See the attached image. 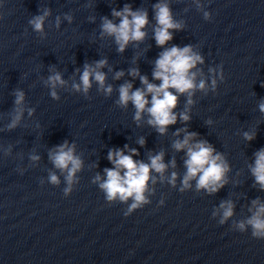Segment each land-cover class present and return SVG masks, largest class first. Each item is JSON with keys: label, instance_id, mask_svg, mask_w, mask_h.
Segmentation results:
<instances>
[{"label": "water", "instance_id": "water-1", "mask_svg": "<svg viewBox=\"0 0 264 264\" xmlns=\"http://www.w3.org/2000/svg\"><path fill=\"white\" fill-rule=\"evenodd\" d=\"M158 2L0 0V264H264V239L253 238L250 229L242 233L231 226L232 220L250 215L253 200L264 202V190L249 169L254 153L264 148V115L258 109L264 101V28L207 5L212 18L206 21L192 0H168L174 18L185 27L174 31L165 47L193 45L204 58L197 65L203 72L197 82L205 79L210 84L208 69L220 64L225 80L218 81L215 93L195 92L187 123L179 119L187 101L181 95L174 110L177 123L160 135L147 123L146 113L137 123L131 103L127 108L116 103L125 82H131L133 90L144 87L128 74L132 68L149 82L160 83L152 76L164 51L154 40L153 5ZM126 4L134 11L147 10L149 23L146 38L121 53L112 37H101V18L118 23L112 10ZM45 8L51 15L44 25L47 35L41 39L28 21ZM65 14L73 17L71 23ZM101 59L107 60L100 71L113 88L111 95L98 91L95 81L87 97L75 92L72 84L80 82L85 63L94 66ZM52 68L67 82L56 89L59 100L51 98L45 85ZM120 71L124 75L115 79ZM16 89L25 93L26 110L20 125L9 131ZM28 108L34 109L31 116ZM209 119L211 125L206 123ZM185 128L223 153L230 165L228 183L215 194L197 192L195 180L190 189L179 191L187 156L172 145L183 139V132L174 135L176 130ZM251 131L256 132L255 139L245 140L243 133ZM65 140L75 143V153L83 161L79 183L67 197L64 174L49 160V152ZM125 145L137 149L139 155L133 158L144 163H149V155L163 151L169 165L163 182L158 173H151L157 181L149 184L155 189L151 203L128 216L127 204H109L92 182L113 167L107 159L109 150L131 154ZM9 147L10 154L5 155ZM31 155H38L39 161H31ZM49 172L59 176V186L49 183ZM172 172L177 173L175 188L168 183ZM225 200L234 202L235 215L220 225L212 211Z\"/></svg>", "mask_w": 264, "mask_h": 264}, {"label": "clouds", "instance_id": "clouds-1", "mask_svg": "<svg viewBox=\"0 0 264 264\" xmlns=\"http://www.w3.org/2000/svg\"><path fill=\"white\" fill-rule=\"evenodd\" d=\"M198 11L202 12L203 18L211 20V13L205 10V5L201 0H192ZM154 18L156 26L154 27V40L158 47L164 48L155 61V67L152 73L153 79L160 81L154 84L149 82L147 76L141 75L138 68L129 70V75L133 78H139L143 88L133 90L131 82H125L118 89L119 97L116 101L117 105L127 108L131 103L135 108L134 120L139 123L142 115H148L147 123L154 127L160 135H165L169 126L177 123V113L174 111L178 105L181 95L187 96L185 110L179 113V119L187 123L191 117L189 115L190 107L194 104L192 97L196 91H202L207 94L209 90L213 93L217 91L218 81L225 80L223 64L216 67H210L208 72L211 74L210 84L205 79L197 82V75H203L202 70L197 68L198 64L204 63L203 56L194 51L193 45L179 47L173 45L170 48L165 45L173 40L174 31H182L185 27L183 21L174 18L172 9L168 0H159L153 5ZM51 15L50 9H42V14L34 15L28 21L32 30L38 33L41 39L45 38V21ZM111 15L118 18L116 23L108 17H102L101 37L107 35L114 39L117 45V51L123 53L126 47L133 42L139 43L146 38L144 30L149 23L148 12L144 9L133 10L126 4L122 9H113ZM3 17L0 16V19ZM64 18L71 23L73 17L65 14ZM94 19V18H90ZM60 17L55 21V26L59 28ZM107 65L106 59L95 62V65L85 63L82 73H80L79 83L73 82L72 89L75 92L88 96L89 90L92 88L93 81L98 85V91H102L105 96H110L113 92L112 86L106 85V73L100 71ZM196 69V71H193ZM51 74L47 77L45 85L49 88V95L53 100H59L56 89L65 87L67 82L62 75L50 69ZM124 75L123 71L115 74V79H119ZM14 109L10 122L7 124V130L11 131L20 125L25 112V93L21 89L14 91ZM150 96V99H149ZM258 109L264 115V101L258 104ZM28 115L31 116L34 109H27ZM211 125V119L206 121ZM184 133L183 139H177L173 142L172 147L176 151H185L187 159L184 161L186 173L181 180V193L192 187L191 181L195 180L196 191H205L208 195L217 193L227 183V174L231 170L228 161L223 153L217 152L216 149L206 140H197L198 133L189 132L187 129H177L174 133L179 136ZM243 137L247 141H252L256 137V132H244ZM138 143L143 146L145 141L140 138ZM125 149L131 154H125L122 149L109 150L107 159L113 165L112 168H105V176L102 178L97 174L93 183L97 184L99 189L105 194V200L109 203L120 202L127 204L125 216L130 215L134 211L143 208L151 203L150 196L155 194V189L150 188L149 184L155 185L156 178L151 175L152 172L158 173L160 181H164V173L168 168V164L164 162L163 151L149 155V163L137 161L133 157L139 155L137 149H129L127 145ZM75 143L69 144L65 140L62 144L56 146L54 150L49 152V160L53 166L64 174L66 186L63 188L65 197L69 196L74 186L79 183L77 173L82 170L83 161L75 153ZM11 148L5 152L10 154ZM254 164L249 166L255 182L259 184L261 190H264V148L254 153ZM30 160L39 161L38 155H31ZM171 166L175 168V160L171 162ZM21 174L23 169H18ZM177 173L172 172L168 178V183L175 188ZM48 181L53 186H59L60 178L53 172H49ZM43 181H41V184ZM129 201H131L129 203ZM163 205V198L159 202ZM249 216L240 220H232L235 215V204L232 200L221 201L218 208L212 211V217L218 219L220 225L226 224L232 220V228L239 232L251 230V236L255 239H264V202L259 198L251 202L248 209Z\"/></svg>", "mask_w": 264, "mask_h": 264}]
</instances>
